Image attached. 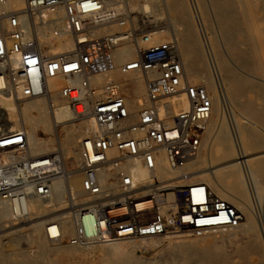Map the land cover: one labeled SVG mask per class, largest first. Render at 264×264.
Instances as JSON below:
<instances>
[{"label":"built area","instance_id":"obj_1","mask_svg":"<svg viewBox=\"0 0 264 264\" xmlns=\"http://www.w3.org/2000/svg\"><path fill=\"white\" fill-rule=\"evenodd\" d=\"M117 1L27 0L24 9L3 14L7 27L0 34V94L18 101L43 96L49 92L48 79L62 75L61 97L76 116L93 120L80 142L83 193L77 197L69 191L61 210L68 212L75 233L66 240L61 222L52 220L46 234L84 246L179 232L201 236L236 225L242 212L207 183L173 185L156 175L162 155L173 170L197 158L213 99L204 84L188 80L174 38L141 49L152 34H139L130 23L126 0L122 5ZM45 10L53 15L44 18ZM22 13L33 22L32 33ZM112 23L126 29L97 35ZM36 26H49V42L39 41ZM64 36L72 37L74 48L57 52L54 47ZM128 39L139 53L121 65V72L146 75V95L135 111L111 75L113 51ZM99 75L106 80L93 82ZM183 97L187 107L176 110ZM27 147L23 130L0 133V199L12 204L16 220L30 216V198L51 197L54 178L65 173L61 152L30 156ZM137 164L152 173L149 180L135 179Z\"/></svg>","mask_w":264,"mask_h":264},{"label":"bare ground","instance_id":"obj_2","mask_svg":"<svg viewBox=\"0 0 264 264\" xmlns=\"http://www.w3.org/2000/svg\"><path fill=\"white\" fill-rule=\"evenodd\" d=\"M215 1L218 6L217 9L221 25L224 27L226 33L230 35L236 27L238 28V23L244 22L248 24L250 28H253L256 31L258 39L257 50H261L264 53V15L261 13L262 10L264 11V0H240L242 10L240 17L235 15V8L238 5L237 0ZM117 2L120 5L123 3L122 0H118ZM151 2H156L158 7L164 5L170 11L174 12L176 17L184 23V33L177 39L179 41L178 51L182 57L187 78L191 83L202 80L203 83L207 85L208 91L213 99L212 112L204 131L203 148L197 158L181 169L173 170L169 168L165 155H162L159 160L160 164L156 170V175L158 178L170 180L173 185L189 184L193 182L207 183L219 196L233 203L242 212L243 219L230 228L210 231L204 235L195 236L193 238L187 235L186 232L174 237L165 236L160 239H155L156 237L153 236L145 237L140 242L133 240L126 241L125 239H119L122 241H101L111 242L100 245L101 250L105 251L107 254L105 264H136L132 257V250L138 246L155 248L161 244H171L175 247L181 248L185 254L186 264H191L192 258L194 257L193 255L195 254L194 250L198 247L203 249L198 255V261L200 264H264V254L261 252L262 241H264L260 231V228L262 227L258 225L257 218L251 212L252 200L250 199L252 198L250 197L251 194H249L250 187L248 183L249 178L253 183V188L257 195V204L260 207L262 223L264 224V187L261 182V180H264V139L260 137V133L257 132L255 126L242 121L237 115L234 120L235 132L231 130L230 132L227 128L226 121H224V117L222 118L219 110L220 95L214 78L209 71L204 69V67H206L204 61V49L202 42H200V39L196 36V25L192 23V17L194 16L188 10L185 1L126 0L127 9L131 14L137 13V10L141 8L146 13L151 12V10L149 11V9H151ZM194 3L195 9L192 6L194 11L192 12L195 17L197 15L199 16L198 20L199 22L201 21L205 35L206 30L208 31L209 28L203 17L200 3L198 0H194ZM26 4L27 0H5L4 3H0V34L7 27L6 18L3 14L22 10L25 8ZM43 12L44 18H49L53 15L47 10ZM136 17L137 16L134 15L131 17V24L135 23ZM27 18L28 16L22 13L21 19L27 20ZM27 21L30 22V19ZM148 21L150 24L152 23V20ZM200 26L201 25H199V27ZM36 27L39 34H41L39 41L41 43L49 42V37L45 34V31L49 30V26ZM124 29H126V27L117 23H112L101 28L97 35H106ZM33 30L34 25L31 21L30 30H28V32L32 33ZM151 34L152 40L149 43L143 44L141 49L150 48L169 41V35L165 31L161 30ZM206 35L208 34L206 33ZM206 40L207 44L213 51V54L216 56L218 67L222 74L221 77L224 90H226L225 92L227 93L228 98L240 105L241 97L239 94L245 92L248 87L256 89L258 96L251 101L249 107L251 112L262 118V114H264V104L262 100L264 89L255 82H250L243 77L241 78L236 75V71L234 72L226 59L216 49L215 37L208 36L206 37ZM127 41L133 42L132 39L125 40L113 51L115 68L111 75L113 79L118 82H120L118 78L122 77V82L120 83L123 91L129 92L130 88H132L135 97L130 98L126 95L125 96L131 111H135L137 110L140 101L146 95V75L137 70L126 73L121 72V65L136 58L139 53L138 47L136 45H128L126 43ZM228 46L235 55L244 60V54L239 49V45L237 46V43L233 40L231 35L228 39ZM73 48L74 42L70 36H64L62 39L58 40V43L54 47L57 52L68 51ZM105 80L106 77L102 75L93 78V82L96 83H103ZM65 83L66 78L62 75L49 78V92L47 94L20 101L11 98L7 94H0V133L23 130L27 135V154L30 156H41L54 153L51 151L55 150V145L59 144L61 147V153L65 159V173L54 178L53 193L51 197L47 199L32 197L28 202V208L31 214L24 219L32 217L29 222L36 220V222L31 225L32 232L30 231L32 233L31 235L34 236L32 237L34 238V243L37 248L35 257H30V255L25 254L20 249V239H17L16 236L19 230H12V228L15 227L11 225V230L5 232V234L2 235V238L0 236V264H5L9 259L10 254L13 252H16V254L21 256L20 258H13V263L34 264L36 261H44L46 255L55 252L57 249L66 248L69 250L71 248H76L74 245L69 243L64 244L62 241L61 243L60 241L59 243H55L56 240L49 239L45 232L48 222L58 220L62 225L63 237L65 238L66 236L71 235L73 233L74 225L68 216V212L63 211L64 214L56 216V219L51 218L50 220L45 219L43 221H38L40 218H44L48 209L51 210V208L57 206V202L60 203L62 198L65 200V196L69 191L73 192L77 197L81 196L83 193V174L80 170V142L93 128V120L90 117L76 116L68 102L61 97L60 90ZM45 102H47V104ZM187 105L188 104L183 97V101L179 104L176 110L186 108ZM76 119L81 120L77 125L72 122ZM21 124L25 128L21 126ZM58 127L65 128V134L63 137L58 135ZM40 129L46 132V138L40 137ZM113 154H116V152H113ZM69 159L70 161L75 160L77 162L75 168H69ZM133 174L138 181L149 180L152 176V173L141 164L135 166ZM66 186L71 190L66 188ZM12 210V204L0 199V226L2 223L6 224L7 222H12L14 218ZM252 211H255V209H252ZM48 214L50 215V213ZM20 221H23V219ZM3 236L4 238L7 237L9 239L8 245L5 247L3 246L2 241ZM209 237L213 239L209 241ZM239 237L248 238L249 240L242 242L243 244L241 245H235L232 255H228L224 252V241H232ZM251 238L254 239V242L250 240ZM255 255L258 256V260L252 261V257L254 256L253 258H255ZM232 257H236L238 262L234 263ZM169 258H167V260ZM162 261H164V258H162Z\"/></svg>","mask_w":264,"mask_h":264},{"label":"rangeland","instance_id":"obj_3","mask_svg":"<svg viewBox=\"0 0 264 264\" xmlns=\"http://www.w3.org/2000/svg\"><path fill=\"white\" fill-rule=\"evenodd\" d=\"M184 1H185L186 5L188 6V10L190 11V13L193 14V16L195 17V15L193 13L194 11L192 8V6H193L195 9L194 0H184ZM198 2L201 5V11H202L203 17L205 18L206 24L209 28L208 31L205 29L206 33L208 35H206V33L204 35L205 31H204V29H202L203 27H202L201 21L199 22V20H198L199 19L198 15H197L198 17L197 16L195 17L196 19L194 17H192V23H194L196 25V36L200 39V42H202V46L204 49L203 50L204 55H205L204 61L206 63V67H204V69H206V71H209L212 74L214 81H215V84L217 86L219 95H220L219 110H220L221 116H222V118L224 117V121H226V125H227V128L229 129V131L231 130V131L235 132L234 120H235V116L237 115V117L240 118L242 121L250 123L253 126H255L257 132L260 133L259 134L260 137L264 139V114H262V118H261V116L258 117L255 113L250 111V107H249V104L251 103V101L256 99V97L258 96L257 90L254 88L248 87L245 90V92H242L241 94H239V96L241 97L240 98V103H241L240 105L241 106L238 105V103H236L235 101H231L228 98L227 93L225 92L226 90H224V85H223L222 77H221L222 74H221V71L218 67L216 56L213 54V51L211 50L210 46L207 44V40H206V37H208V36L215 37L216 49L226 59V61L232 67L234 72L236 71L235 72L236 75H238L241 78L243 77L245 80H248L250 82H255L257 85H260L261 88L264 89V53L261 50H257L258 39H257L256 31L253 28H250L248 26V24L241 22V23H238V28L236 27V29L230 34L232 36L233 40L237 43V46L239 45L238 46L239 49L244 54V60H243L240 57H238L237 55H235V53L228 46V39H229L230 35H228L226 33V31L224 30V27L221 25L220 16H219L218 9H217L218 6H217L216 1L215 0H198ZM142 3H143V1H142ZM237 3H238V5L235 8V11H236L235 15L236 16L238 15L240 17L241 11H242L241 6H240L241 1L237 0ZM150 5H151V9H149V11L151 10V12L146 13L141 8V9L137 10V13H135L136 15L132 14V16L133 15L137 16L136 17L137 21L135 19V23L133 24L134 27L136 29H138L139 31H143V32H139V34H142L144 32L154 33V32L161 31V30L165 31L169 35V40L171 38L175 37L174 39L177 41V46H179V43H178L179 41L177 38H179V36L184 33V30H185L184 23L181 22L176 17V14L174 12L170 11L164 5L162 7H158L156 2H151ZM261 13H262V15H264L263 10L261 11ZM0 15H1V13H0ZM144 15L147 19L144 17ZM139 19H141L143 22ZM144 19H146V20H144ZM154 19L156 22L154 21ZM148 20H152V23L150 24ZM195 20H197V21H195ZM145 21H147V22H145ZM147 23H149L150 25ZM135 24H136V26H135ZM199 25H201V26L199 27ZM263 26H264V23H263ZM144 27H145V29H144ZM114 31H116V30H114ZM204 40H205V42H204ZM126 43L128 45L135 46V44L131 41H127ZM118 80L120 82H122V77L118 78ZM192 83H195V84L201 83L207 87V85L205 83H203L202 80L194 81ZM123 92L126 96H128L130 98L135 97L132 88H130L129 92H127V91H123ZM262 96H263L262 100H263V104H264V94ZM45 103L47 104V102H45ZM242 103H243V106H242ZM0 117H1V114H0ZM80 121L81 120L76 119L72 122H74L75 125H77V123H79ZM21 126H23V125L21 124ZM64 134H65V128L58 127V135H60V137H63ZM39 135L42 138L47 137L46 132L43 131L42 129H40ZM60 149H61V147L59 144L55 145L56 151L61 152ZM55 150H53L51 152H56ZM68 166L70 169H73L77 166V162L75 160L70 161V159H69L68 160ZM61 178L64 179L63 177H61ZM261 182H262V186L264 187V180H261ZM248 183H249V187H250V191H249L250 193L249 194H251L250 197L252 198V199H250V200H252L251 212L257 218L258 225L260 227H262V228H260L261 229L260 231H261V235L263 236L262 239H264V224L262 223L263 221H262V216L260 213V207L257 204V195L254 191L253 183L249 178H248ZM66 188H69V187L66 186ZM60 201H61L60 203L57 202L58 203L57 206H54L53 208H51V210L48 209L47 210L48 212H47V214L44 215V218L42 217L38 221H41V220L43 221L45 219L50 220L51 218L56 219L55 218L56 216L64 214L63 211H60V210H62L64 208L65 200L62 198ZM257 206H258V208H257ZM252 209L253 210L255 209V211H252ZM48 213H50V215ZM257 216H259L261 218H259ZM31 218L32 217H30L29 219H23V221L16 220L13 218L12 222H7L6 224L2 223L0 226V236L2 238V235H4L5 232L11 230L10 229L11 225L14 226L15 228H12V230H17V229L19 230L17 232V234H19V235L16 234V236H17V239H20V241H19L20 249L25 254H28V255H30V257L34 258L37 248H36V245L34 243V238H33L34 236L31 235L32 234L31 233L32 232L31 225L33 223H35L36 220H34L33 222H29ZM29 233H30V235H29ZM74 233H75V229H73V233L71 235L66 236L65 239L67 240L68 238L73 236ZM184 233H186V232H179V233H175L172 235L153 236V237H156L155 239H160L161 237H165V236L174 237V236L181 235ZM186 234L192 238L196 236V235H193L190 233H186ZM29 236H31V237H29ZM144 238L145 237L138 238V239H125V240L126 241L133 240L136 242H140ZM28 239H29V241H28ZM212 239L213 238H211V237L208 238L209 241ZM8 240L9 239L7 237L4 238V236H3L2 241H3L4 247L8 245ZM66 240H64L62 242L64 244H67L68 242H66ZM247 240H249V239L243 238V237L233 239L232 241L225 240L223 243L224 244V247H223L224 252H226L228 255H230V254L232 255V251H233V248L235 247V245H241V244H243L242 242H244V241L246 242ZM250 240L252 242H254L253 238H251ZM119 241H122V240H119ZM55 243H59V241H56ZM60 243H61V241H60ZM103 243H111V242L91 243V244H87L84 246L74 245L76 248H71L69 250L66 248H60V249H57L55 252H52V253L46 255L44 258V261H36L34 264H105L107 254L105 251L101 250V246H100ZM238 243H240V244H238ZM202 251H203V249L200 247H198L194 250L195 254L193 255L194 257L192 258L191 264H200V262L198 261V255ZM167 252H169V253H167ZM261 252H263V254H264V241H262ZM177 254H178V256H177ZM20 257L21 256L16 254V252L15 253L13 252L12 254H10L9 259L6 261L5 264H16V263H13L12 259L13 258H20ZM132 257H133L134 261L136 262V264H186L184 251L181 248L175 247L174 245H171V244H169V245L161 244L155 248L154 247H146V246H138L134 250H132ZM253 257H252V261L258 260V256L255 255V258H253ZM162 258H164V261H162ZM167 258H169V259L167 260ZM232 261L234 263H236V262H238V259L236 257H232ZM17 264H21V263H17Z\"/></svg>","mask_w":264,"mask_h":264}]
</instances>
